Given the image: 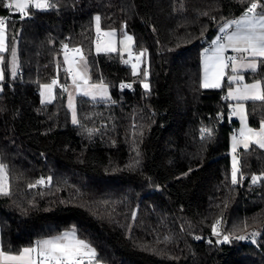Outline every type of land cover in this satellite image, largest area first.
Segmentation results:
<instances>
[{
	"label": "trees",
	"instance_id": "1",
	"mask_svg": "<svg viewBox=\"0 0 264 264\" xmlns=\"http://www.w3.org/2000/svg\"><path fill=\"white\" fill-rule=\"evenodd\" d=\"M4 2L0 15L8 13ZM251 2L264 6L49 0L51 7H30L23 19L11 13L7 51L0 52V164L10 189L0 195L1 249L16 253L74 228L95 249V264H264V149L237 150V179L245 180L231 185L229 136L238 126L229 118L231 83L206 89L201 77L203 47ZM96 15L102 29L130 32L133 52L146 50L148 89L119 51H93ZM65 42L82 49L89 80L110 91L107 99L77 95V123L66 84L55 86L51 101L39 94L52 76L65 79ZM242 75L264 86V64ZM119 80L132 88L119 89ZM244 103L249 125L258 127L264 102ZM254 175L261 177L256 183ZM219 217L229 243L204 238Z\"/></svg>",
	"mask_w": 264,
	"mask_h": 264
},
{
	"label": "snow or ice",
	"instance_id": "2",
	"mask_svg": "<svg viewBox=\"0 0 264 264\" xmlns=\"http://www.w3.org/2000/svg\"><path fill=\"white\" fill-rule=\"evenodd\" d=\"M6 9H14L15 12L20 14V18L23 19L28 15V9L34 7L36 9H47L51 7L49 0H7L3 3ZM258 7L260 12H257ZM96 21V33L97 39L95 41L96 51L99 52H116L117 47L114 40L115 32H103L100 28V17L95 18ZM230 25H235L236 30L230 32L223 39L226 43L221 42V38H217L213 41L215 47L209 53L205 50L204 53V77L202 82L203 88H220L221 81L226 76V69L229 67L233 73H237L241 69H251L256 71L259 64H264V6L258 5L257 2H251L246 7L244 14L239 18L226 23L220 31L223 32L229 28ZM6 28L7 18L0 17V52L7 51L6 47ZM123 45V51L128 53L129 60H125L124 63H129L134 57L136 63L132 64L133 75L137 74V69L141 63V59L144 56L146 50H142L139 54L132 52L133 37L125 35L123 40L120 41ZM64 48V60L68 64V72L71 75L73 83L76 85L77 90H81V84L79 81H83L84 85H87L90 89L96 90L95 95H106V85L92 84L89 85V78L85 72H81L77 65L84 61L82 49L79 47L69 48L67 44L63 45ZM242 54L238 59L237 56L225 55L227 49ZM12 68L11 75L15 77L17 75V63H16V50H12ZM246 54V55H243ZM78 58V59H77ZM4 62V57L0 56V63ZM144 76H148V72H144ZM229 81L236 82L238 86L235 89H229L228 97L237 101H261L264 102V86L261 81H256L251 84L240 85L244 77L239 75H229ZM4 79L3 70L0 69V80ZM58 81L53 79L51 84H45L42 87L47 90L49 97L52 96L54 86ZM122 87H131V85H122ZM144 88L148 89L149 85L144 84ZM66 91V89H65ZM85 94H92L90 91H86ZM44 95V93H41ZM69 107L73 109V123H77L75 118V108L72 103V97L69 96ZM246 109L243 103H237L232 109V115L239 116L242 127L240 129V138L236 136L232 137V151L236 152L237 145L242 144L245 149L249 148L250 144L255 143L260 148H264V121L261 122L259 130H254L248 127L246 122ZM205 132L210 134V130L205 129ZM237 158L233 156L231 178L232 183H238ZM49 181L51 178H48ZM260 176H253L252 182L256 183L260 180ZM44 179L41 178L36 183H44ZM36 185H29V187H35ZM9 183L5 166L0 164V195H9ZM221 220H217L212 225L213 235L219 236ZM246 237L239 236L237 239L243 240ZM200 239V237H197ZM230 237L228 235L223 236V240L219 243H229ZM96 256L95 249H93L86 241L78 239L75 230L66 231L58 236L42 239L36 242L35 245L22 248L18 253L0 249V264H84L85 257L91 261Z\"/></svg>",
	"mask_w": 264,
	"mask_h": 264
},
{
	"label": "rangeland",
	"instance_id": "3",
	"mask_svg": "<svg viewBox=\"0 0 264 264\" xmlns=\"http://www.w3.org/2000/svg\"><path fill=\"white\" fill-rule=\"evenodd\" d=\"M97 17V15L94 17V30H95V34H96V36H95V39H94V46H93V51L95 52V53H98L97 51H96V47H95V41H96V39H97V33H96V21H95V18ZM101 28V27H100ZM101 30L103 31V32H110V31H114L115 32V37H114V40H115V43H116V47H117V51H119V53H120V55H121V57H122V59L125 61V60H129V56H128V53L127 52H125V51H123V45L122 44H120V41L121 40H123V38H124V36L125 35H128V36H132V34L130 33V32H128V31H126L123 27H121L120 29H114V28H107V29H102L101 28ZM133 37V36H132ZM13 48H15V50H16V43L13 45ZM12 48V49H13ZM132 52H133V50H132ZM141 52V51H140ZM140 52H138V53H136V52H133L134 53V55L135 54H139ZM99 53H101V52H99ZM84 56V55H83ZM12 51H11V55H10V70H11V68H12ZM63 62H64V66H63V70H67L68 69V64L67 63H65V60H64V55H63ZM16 63H17V68H18V59H17V51H16ZM133 63H136V61H134V62H129V63H127L129 66H130V68H131V71L133 72V69H132V64ZM147 64H148V57H147V53L145 52V54H144V56L142 57V59H141V63H140V65H139V68L137 69V74L138 73H142V76H143V80H142V85L144 86V84L145 83H147L148 84V81H147V77H145L144 76V72L145 71H147L148 72V70H147ZM77 67L79 68V70L81 71V72H85V70H86V73H88L87 72V65H86V60H85V56H84V61H81L78 65H77ZM231 75H233V72H232V74ZM86 76H87V74H86ZM254 82H256V81H254ZM253 82V83H254ZM230 83H231V81H230ZM232 84V83H231ZM241 84H245V82H244V80L241 82ZM234 85V87H233V89H235L237 86H238V84L237 83H234L233 84ZM68 88H69V86H66L65 87V89H66V95L69 97V96H71V95H73V92L71 91V90H69L68 91ZM229 88H230V86H229ZM90 98H92V99H103V95H95V94H91L90 96H89ZM72 103H73V105H74V108H75V101H73L72 100ZM230 103H231V105H230V109H231V114H232V109H233V107L237 104V103H243L244 104V106H245V103H244V101H237V100H232V99H230ZM67 106L69 107V99H68V103H67ZM69 109H70V111H71V113H72V115H73V109L72 108H70L69 107ZM246 109V108H245ZM245 115H246V122H247V125H248V127H250V128H252V129H254V130H259V128H260V126H261V122L262 121H264V120H262L261 122H260V124H259V126L258 127H252L251 125H249V123H248V120H247V114L245 113ZM233 117H235L237 120H238V126H237V132L235 133V132H233L230 136H229V150H228V153H229V157H230V169H231V172H232V164H233V156H235L236 158H237V167H238V157H237V150L240 148V147H243V145L242 144H239V145H237V149H236V152L235 153H233V151H232V143H233V141H232V137L233 136H236L238 139L240 138V129H241V127H242V123H241V120H240V117L239 116H234V115H232ZM252 144H255V143H252ZM251 145V144H250ZM255 145H257V144H255ZM257 146H259V145H257ZM244 148V147H243ZM264 149V148H263ZM6 171V170H5ZM8 178V177H7ZM74 228H68V229H66L64 232H66V231H71V230H73ZM63 232V233H64ZM47 238H51V237H46V238H42V239H47ZM78 238V237H77ZM222 238V237H221ZM220 238V239H221ZM42 239H39V240H42ZM79 239V238H78ZM38 240V241H39ZM35 245V244H34ZM33 246V245H32ZM28 247H30V246H28ZM0 249H1V246H0ZM11 253H14V252H11ZM16 253H18V252H16ZM16 253H14V254H16ZM87 258V257H86ZM94 259V258H93ZM92 259V260H93Z\"/></svg>",
	"mask_w": 264,
	"mask_h": 264
},
{
	"label": "crops",
	"instance_id": "4",
	"mask_svg": "<svg viewBox=\"0 0 264 264\" xmlns=\"http://www.w3.org/2000/svg\"><path fill=\"white\" fill-rule=\"evenodd\" d=\"M244 12H245V10L241 13V14H239L238 16H236V17H234V18H231V19H229V20H227L220 28H219V30L217 31V33L208 41V43L203 47V49H202V52H201V77H202V82H203V77H204V66H203V64H204V53H205V50H208L209 51V53L211 52V50L215 47V45L213 44V41L214 40H216L218 37L219 38H221L220 37V34L221 33H223L224 34V37L225 36H227L230 32H232V31H235L236 30V26L235 25H230V27L229 28H227V29H225V31H223V32H221L220 31V29L226 24V23H229L230 21H232V20H235V19H239L243 14H244ZM257 12H260L258 9H257ZM223 37V38H224ZM223 38H221V42L222 43H226V41L223 39ZM225 55H227V56H237V58L239 59L240 58V56L242 55V54H239V53H236V52H234V51H232V49H227L226 50V53H225ZM243 55H246V54H243ZM249 70H251V69H241V70H239L237 73H233V75H239V76H243L242 74H243V72H245V71H249ZM87 74V77H88V73H86ZM232 74V71H231V68L229 67L228 69H226V76L224 77V79H226L227 81H229L228 80V76L229 75H231ZM223 79V80H224ZM223 80L221 81V84H222V82H223ZM230 82V81H229ZM242 82V81H241ZM241 82H240V85L242 86L243 84H241ZM245 82V84H251V83H253L254 81H251V82H247V81H244ZM79 83L81 84V90H77V87H76V85L73 83V81H72V79H70L69 80V82L68 83H66V86H69V88H68V91L69 90H71L72 92H73V95H71V97H72V100L73 101H75V97L77 96V95H84V96H87V97H89L91 94H85V92L86 91H90V92H92V94H95V91L96 90H92V89H90L87 85H84L83 84V81H79ZM88 83H89V85H92V84H101V83H103V82H91L90 80L88 81ZM231 85H230V88H228V90H227V94H226V97L230 100L231 98H229L228 97V92H229V89H233V87H234V83H236V82H233V81H231ZM45 84H51L50 82H48V83H44V84H41L40 86H39V94H40V98H41V100L42 101H46V102H48V101H51L53 98H54V90H55V86H54V89H53V92H52V96L51 97H49V95H48V92H47V90L46 89H44L42 86L43 85H45ZM104 85H106L105 83H103ZM107 86V85H106ZM41 93H44V95H41ZM104 97H103V99H107V98H109V96H110V91H109V88H108V86L106 87V95H103ZM68 99H69V97L66 95V103H68ZM233 100V99H232ZM69 108V107H68ZM229 118H231V119H236L235 117H233L232 116V114H231V109H230V112H229ZM237 131H235V133H236Z\"/></svg>",
	"mask_w": 264,
	"mask_h": 264
},
{
	"label": "built area",
	"instance_id": "5",
	"mask_svg": "<svg viewBox=\"0 0 264 264\" xmlns=\"http://www.w3.org/2000/svg\"><path fill=\"white\" fill-rule=\"evenodd\" d=\"M249 5H250V4H249ZM249 5H248V6H249ZM14 12H15L14 9H8V13H7V14H2V15H0V17H6V18H8V16H9L11 13H14ZM18 16H20L19 13H18ZM220 37L223 38V37H224V34L221 33V34H220ZM65 44H67V45L69 46V48H75L74 46H71V45H70L69 43H67V42H65L63 45H65ZM63 45L61 46V48H62L63 53H64ZM77 59H78V58H77ZM134 61H135V59H134V57H133V58L130 60V62H134ZM64 74H65V76H64L65 79H64V80H60V78H59L58 75H54V76H52V78H51V80H50V83L52 82L53 79H56V80L58 81V83H57L58 86H62V85H64V84L68 83L69 80L72 79V78H71V75L69 74L68 70H64ZM129 84L131 85V87H122V85H129ZM117 87H118L119 89H131V88H132V82L129 81V80H119V81L117 82ZM244 180H245V176L242 175V176L240 177V179L238 180V182H241V181H244ZM236 184H237V183H236ZM236 184H233L232 181H231V185H236ZM218 219L221 220L220 217H219ZM218 219H217V220H218ZM220 233H221V234H220L219 236H216V235H213V233L211 232V233L207 234L206 236H204V238H206V239H208V238H216V239H220V238L222 237L221 239H223V236H224V235H227V234L223 231V228H222L221 225H220ZM198 237L201 238V236H198ZM248 239H249V240H252L253 238H252L251 236H249ZM84 264H95V263H93L92 261H89V259L85 257Z\"/></svg>",
	"mask_w": 264,
	"mask_h": 264
}]
</instances>
